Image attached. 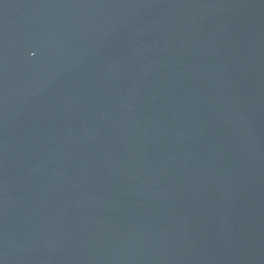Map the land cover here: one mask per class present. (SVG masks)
<instances>
[{"label": "water", "instance_id": "95a60500", "mask_svg": "<svg viewBox=\"0 0 264 264\" xmlns=\"http://www.w3.org/2000/svg\"><path fill=\"white\" fill-rule=\"evenodd\" d=\"M0 264H264V0H0Z\"/></svg>", "mask_w": 264, "mask_h": 264}]
</instances>
